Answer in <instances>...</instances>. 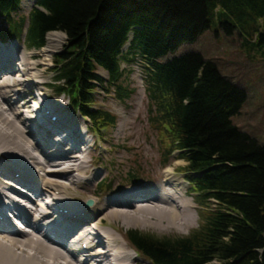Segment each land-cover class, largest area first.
Masks as SVG:
<instances>
[{
	"label": "trees",
	"instance_id": "trees-1",
	"mask_svg": "<svg viewBox=\"0 0 264 264\" xmlns=\"http://www.w3.org/2000/svg\"><path fill=\"white\" fill-rule=\"evenodd\" d=\"M20 12L21 0H0V39H19L26 29L27 46L39 49L46 34L63 33L51 88L67 93L98 130L117 123L108 111L93 110L98 89L127 100L134 90L123 86L121 66H141L161 161L180 153L200 225L186 237L162 239L127 231L128 244L149 264H264V144L232 122L246 92L198 53L161 60L213 22L264 57V32L256 28L264 0H36L27 16Z\"/></svg>",
	"mask_w": 264,
	"mask_h": 264
},
{
	"label": "rangeland",
	"instance_id": "rangeland-1",
	"mask_svg": "<svg viewBox=\"0 0 264 264\" xmlns=\"http://www.w3.org/2000/svg\"><path fill=\"white\" fill-rule=\"evenodd\" d=\"M34 2L35 0H22L21 12L19 13V16H27L29 11L33 8ZM0 28H2L1 23ZM256 28L258 30V34L264 32V19L258 21V25ZM50 34H58L59 36L54 38L55 41L53 43V47L56 48V51L53 52L49 56V58H46V53H44V50L48 46V34L46 36L45 47L41 51L19 56L23 61V66L25 64V66L23 67L24 72L21 74L24 76V78L19 74H15V76L9 78V80L15 79L16 81H18V83H23V86H18L15 88L8 87L0 90V111L3 112L5 109V104H2L1 100L3 98H6V96H14L12 102H15V104L16 102H18L19 106H21V102H19V99L22 96L25 99L27 97V94L24 93L25 91H23L24 89H26V83H24L23 81L25 80V78L31 77L30 74H35V77L37 76L35 80L32 81L35 85L39 84L37 79H41L44 74V83H52V61L55 60V57L60 52H62L66 44V39L65 35L61 33ZM244 41L245 39L240 37L238 33L227 35L224 30H221L216 25V22H213L211 24V29L206 31L195 42L182 44L175 51L169 53L161 60L166 61L172 57H179L186 53H198L206 60L216 61L222 75L228 77L240 88L244 89L247 95L246 103L240 110L239 114L232 117L233 125L258 140L261 144H264V57L260 53H256L255 50H251L250 48L246 47ZM248 41H250V39ZM254 41L255 37L252 38L253 43ZM9 44L13 45L14 43L11 44V42H9ZM15 44L23 47L25 53L28 52L24 48L23 43L15 42ZM1 47H3V45L0 43V48ZM37 56H41L42 58L29 63V60L34 59ZM47 59L49 60V65H46L47 62L45 60ZM34 63L39 64L37 68H39V71L41 72L35 73L34 70L29 74L28 64L30 65ZM10 66L14 69L15 63H12ZM47 68L48 71L46 72ZM98 75L103 79L107 78L106 73H104L102 70L98 71ZM7 81V79L3 81V84L8 85ZM123 86L130 88V90H134V93L131 95V97L125 101L117 100V98L113 94L105 95V93L101 89H99L97 95L98 107L103 110L109 111L115 117H117L116 126L114 128H111L108 133L104 134V139H98L89 133L87 122L78 114H75L71 111L68 102L64 97L53 98V94L49 89L40 87L42 88L44 94L48 99L47 103L53 106L54 104L61 101L64 109H59L58 113L67 117H72L75 121L72 122V124L75 123V129H81V131L85 134V139L82 140L81 145L84 146L89 144L90 147L93 145V148L90 149V156H87L85 154V158L88 159L86 162L88 164H93L95 167L92 168L90 170V173L88 174V176L92 180V183L91 185H89L90 187L87 189V191L78 188L75 185V182L72 183L75 178L73 175L74 172L71 171V169L74 170V168L77 167L76 165L78 163V161L74 159V157H76L74 156L76 155V152L74 150L69 153L62 154V152L65 151L63 150L61 153L55 155L47 153L46 150L43 151L44 158H54V161H56V163L51 166H45L42 169H40L38 165L33 163L34 159H32L30 156L24 157L21 154H15L14 156L19 158L18 160H21L19 161V163H23L26 170H31L29 172H33L37 177L38 174H40V176H43L45 174V171L54 170L55 165H60L63 169L68 167L70 169V172L67 175L49 176L46 177L47 179H45L43 183L46 184L51 180L55 184L67 185L68 187L66 188V190L61 192V194H63L64 196L68 195V198H78L81 200L85 199L84 201H86L85 197H89V193L93 190V192L95 193V197L92 196V198H94V200H99V203L96 204L97 206H100L105 200L112 198L114 199L115 196L112 195H118L120 193H123V191H129L126 188L127 185L129 186L130 184H132L133 187L131 188L143 190H146L149 187H153L155 191L152 192L153 195L150 200H153V197L156 198V196L159 195L161 198H164L168 202L167 204H163L162 201L160 202L154 200L152 202L149 201L150 203L138 204L137 206L132 207V209H129L125 206L121 207L122 210L128 211L127 213L129 214H136V216L145 217L147 219L146 223L137 224L131 221L126 223L123 222L121 217L118 219H112L111 217L109 218L110 214H108L107 212L111 211L110 207L112 206H107L105 208L103 206L102 209L99 208V218H102L103 220L101 221L102 223L98 220L95 222L96 225L101 226V224H103V221H106L112 226L115 225V227L118 229V233H114L108 227H104L105 231L111 232L116 237L112 241V244L115 245L116 259L119 260L120 255H122L123 250H125L124 248H126L134 264H147L144 260L136 257L134 252L130 250L129 245L125 241H123V239H121L119 235H123L124 232L133 230L140 232L141 234L152 235L159 239L169 237H186L193 230H196L200 225V208L195 201V195L190 191V187L186 181L185 174H182L180 172V169L184 168L186 165L184 161L177 159V157H175V154L174 156L172 155V157L170 156L168 163L163 164L161 161L157 136L156 133L150 128L148 122V103L146 95L144 93L142 71L139 66H134L131 69L126 70L125 76L123 78ZM34 94H38L37 88L34 89L30 95ZM8 103L11 105L12 109L16 108V113L17 111H21L22 108H24V106L22 105V108L20 110V108L11 104L10 100L8 101ZM27 104H29V102ZM36 105L37 106H35L34 108L39 111L40 107L38 104ZM54 108L56 109L58 107L55 106ZM8 113L10 115H8ZM5 115L7 117L9 116V120H13L14 118L13 114H11L9 111L6 112ZM26 116L27 117H24L23 113L20 112V114L17 115L15 122L19 124L20 122L24 123L25 126L21 125L22 128L25 130H30L31 128H34V121H27V118L31 117L30 111L27 112ZM32 117H34V115H32ZM0 126H3V124H0ZM31 140L38 141L39 137H33L31 138ZM76 148L78 152L83 153V150L80 148V146H77ZM32 154L37 158L42 156V154H40L36 149L32 151ZM77 157L82 159V156ZM82 161H84V159H82ZM108 161H110V164H107ZM9 163V157L0 159L1 166L9 165ZM138 165H140L141 167H139ZM138 168H140L142 171ZM170 168L173 169L175 178L182 177L183 179H185L186 186L184 194L187 196V199L190 202L183 196L182 190H178V188L183 187L178 185V182L175 183V186L172 185V183L167 182L168 185L174 186L176 190H173L169 186L157 184L163 180L162 175ZM91 174L95 176H92ZM103 178L106 180V183H109L111 186L107 191H104V189L98 190L97 188L98 182ZM126 178H136L140 181L128 184ZM73 185H75L76 187ZM163 188L168 190L167 194L162 193V191H165L162 190ZM181 195L182 198H180ZM45 201L48 202L49 199L47 198ZM22 202L28 208H35L33 204L32 206H27L26 201L22 200ZM48 203L51 204L52 201H49ZM132 203L135 202L133 201ZM170 206L171 208L175 207V210H169L168 212L164 210L165 215H167V222H163L161 226L154 225V222L157 221V219H155V214L158 208L160 207L164 209H170ZM37 214L41 215V210H39ZM29 221L30 223H32L33 219H30ZM183 222H186V225L181 229H178L177 226ZM46 224V221H42L40 223V226H44ZM26 228H28V230H23L25 233L24 236H20V234L6 237L0 236V239L5 242V245L8 249L12 248V250L18 255L25 252L29 254L34 253L40 256V254L37 253L34 249V241L39 238L33 233L29 232L28 225H26ZM31 239L34 241H32ZM10 240H15L18 243H13L14 245L12 244L11 247V244L8 242ZM39 240L42 244H45L41 239ZM117 241H119L124 246V248L118 247V245L120 244L117 245ZM78 247H80V244L78 245ZM58 253L60 254L61 258H63L59 260V264H62L63 262L67 264L68 261L64 257L67 255L60 251H58ZM43 260L45 262L47 261L49 264H54V259L51 256H47V258H43ZM128 263H130L129 258L121 262V264Z\"/></svg>",
	"mask_w": 264,
	"mask_h": 264
},
{
	"label": "bare ground",
	"instance_id": "bare-ground-1",
	"mask_svg": "<svg viewBox=\"0 0 264 264\" xmlns=\"http://www.w3.org/2000/svg\"><path fill=\"white\" fill-rule=\"evenodd\" d=\"M55 37H59L58 34L48 35V46L44 50V53H46V58H49V56L56 51V48L53 47ZM34 52L39 51H28L25 53L23 47L18 44L8 45L6 47L0 48V90L8 87L15 88L18 86H23V83L20 84L15 79L9 80V78L15 76V74L21 75L24 72L23 67L25 66V64L23 66V61L19 56ZM13 58L14 60H18L17 62H22V64H17L14 69L10 66L13 63ZM39 58L42 57L37 56L34 59L29 60V63H32ZM45 61L47 62L46 65H49V60L47 59ZM28 66L29 74L34 70L35 73L41 72L39 71V68H37L39 66V64L37 63L30 65L28 64ZM47 71L48 68L46 72ZM30 75L31 77H27L23 81L24 83H26V89H24L23 91H25L24 93L27 94V100L23 96L19 99V102H21L20 105H23L24 108L19 106L18 102H16V104L15 102H12L14 96H6L7 99L3 98L1 100V103L5 104V109L3 112L0 111V124H3V126H0V159L9 157L10 163L9 166L0 165V179H2L3 177L6 178L4 180H0V200L3 201V203H0V206H3V209H5L4 217L0 221V236L6 237L18 234H20V236H24L25 233L23 230L25 229L23 228V226L26 227V225H28L29 232L33 233L45 244H42L39 239L35 241L31 239L35 244L34 249L37 253L40 254V256L34 253L29 254L25 252L18 255L12 250V248L8 249L5 245V242L0 239V264H49L47 261L45 262L43 260V258H47V256H51L54 259V264H59V260L63 258H61L58 251L63 252L67 255L64 256L68 261L67 264H121V262L125 261L127 258H129L130 262L128 264H134L126 248H124V246L119 241H117L116 244H120L118 245V247L124 248L125 250H123L122 255H120L119 257V260L115 258L116 250L115 245L112 244V241L116 237L109 231H102L101 228L108 227L114 233H118V229L115 227V225L112 226L106 221H103V224H101V226L96 225L95 222L97 220L99 222L103 220L102 218H99L100 214L98 209H102L103 206L104 208L107 206H112L110 207L111 211L107 212L108 214H110L109 218L111 217L112 219H118L121 217L123 222L128 223L129 221H131L137 224H142L147 222V219L145 217H139L136 216V214H129L127 213L128 211L122 210L121 207L125 206L129 209H132V207H135L138 204L150 203L149 201L152 202L154 200L160 202L162 201L163 204H167L168 202L164 198H161L159 195H157L156 198L153 197V200H150L153 195L152 192L155 190L153 189V187H149L146 190L133 189L129 192L120 193L116 195L114 199L112 198L105 200L100 206L95 205L90 210L83 212L84 209L80 210L82 203L77 204L75 202H83L85 199L81 200L78 198H68V195L64 196L63 194H61V192L66 190V188L68 187L67 185L55 184L51 180L46 184L43 183V181L47 179L46 177L67 175L70 172V169L68 167L63 169L60 165H55L54 170L45 171V174L43 176H40V174H38V177L35 176L33 172H29L31 170H26L23 163H19V161L21 160H18L19 158L14 156L15 154H21L24 157L30 156L32 159H34L33 163L38 165L39 168L42 169L45 166H51L56 163V161H54V158H44L43 151L46 150L47 153L55 155L61 153L63 150L65 151L62 152V154L69 153L74 150L76 152V155H74L76 157H74V159H76L78 163L76 165L77 167L74 168L75 171L71 169V171L74 172L73 175L75 178L72 183L75 182V185L78 188L87 191L92 181L88 178V174L90 173L89 168L91 166L90 163L88 164L86 162L88 159L85 158V154L87 156H90V146L81 145L82 140L85 139V137L81 140V138H78L79 136H70L72 135L71 131H68L70 133L69 135H67V133L64 134L63 137H60V133L58 134V132H53V129L50 128L49 125L51 123L44 121L43 123L45 124H42V122L38 120V118L42 117V115H40L41 112H46L47 110V114L56 117L57 125L61 126L64 130H67L68 124L75 122L72 117H67L58 113L59 109L63 108L61 101L54 104L53 106L46 104L44 108L41 107V104L36 101V96L38 95L39 97H41L43 95H46L43 94V92H40L37 95L30 94L33 89L41 87V85L44 83L43 79L45 77V74L41 77V79H37V81L39 82L38 85H35L32 82L37 76L35 77V74ZM21 76L24 78L23 75ZM6 79L8 80V85L3 84V81H5ZM9 100L11 104L17 106L18 108H20V110L22 108V110L17 111L16 113V108L12 109L11 105L8 103ZM28 102L29 104H27ZM36 104H38L40 107L39 111L34 108L35 106H37ZM55 106L58 108L55 109ZM5 111H9L11 114H13V120L8 119L9 116L7 117L5 115ZM28 111H30L31 117H28L27 121L33 120L34 128L25 130L21 126H25V124L22 122H20V124L16 123L15 120L20 112L23 113L24 117H27L26 114ZM8 115L10 114L8 113ZM32 115H34V117H32ZM77 133L80 136H84V133H79L78 131ZM33 137H39V140L32 141L31 138ZM77 146H80V148L83 150V153L78 152L76 148ZM49 147H51V149H48ZM35 149L38 150L40 154H42L41 157L37 158L32 154V151H34ZM77 156H82V159H84V161H82V159ZM91 175L95 176L93 174ZM162 177L163 180L157 184L169 186L173 190H176L174 186L176 185L175 183L178 182V185L183 186L178 188V190H182L183 196L187 199V196L184 194L186 182L182 177L175 178L172 168L167 170L162 175ZM167 182L172 183V185L174 186L168 185ZM37 184H40V186L37 187ZM162 190H165L162 191V193L167 194L168 190L164 188ZM27 192H30L32 195ZM94 195L95 193L92 190L88 196L92 197ZM89 197L85 198L87 199ZM46 198H49V201H52V203H48L49 201L44 203V200ZM180 198H182V195L180 196ZM22 200L27 202V206H32L33 204L35 208L31 209L26 207L23 204ZM68 201H72V205H68ZM133 201L135 203H131ZM51 207L54 209H50ZM39 210H41V215L37 214ZM164 210H166L167 212L169 210L173 211L175 210V207L171 208L170 206V209L159 207L155 214V219H157V221L154 222V225L161 226L163 222H167V215H165ZM54 213L56 215H54ZM30 219H33L32 223H30ZM42 221H46L47 224L44 226H40V223ZM185 225L186 222H183L177 227L178 229H181ZM26 230H28V228ZM51 232L58 239H56L55 237L53 239ZM120 238L122 239L121 236ZM8 242L11 244V247L13 243H18L15 240H10ZM66 242H70L69 249H67L64 245V243ZM83 243H85L87 248L89 249L88 252L82 251L81 247ZM79 244H81L80 248H78ZM97 245L102 246L103 249L95 251V246ZM106 248L107 250H105ZM76 254H79V260ZM62 264H65V262H63Z\"/></svg>",
	"mask_w": 264,
	"mask_h": 264
},
{
	"label": "water",
	"instance_id": "water-1",
	"mask_svg": "<svg viewBox=\"0 0 264 264\" xmlns=\"http://www.w3.org/2000/svg\"><path fill=\"white\" fill-rule=\"evenodd\" d=\"M92 205H93V202L92 201H88L87 206L90 207Z\"/></svg>",
	"mask_w": 264,
	"mask_h": 264
}]
</instances>
